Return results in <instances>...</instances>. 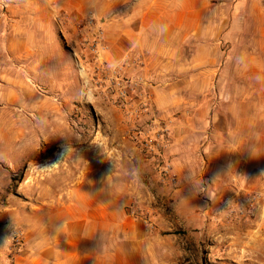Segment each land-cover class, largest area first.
Returning a JSON list of instances; mask_svg holds the SVG:
<instances>
[{
    "label": "rangeland",
    "instance_id": "rangeland-1",
    "mask_svg": "<svg viewBox=\"0 0 264 264\" xmlns=\"http://www.w3.org/2000/svg\"><path fill=\"white\" fill-rule=\"evenodd\" d=\"M191 4L204 15L165 33V43H173L176 72L196 59L198 87L205 91L163 118L153 105L141 109L147 85L127 88L125 106L116 104L112 77L144 80L137 68L145 59L111 60L108 2L74 16L55 0H0V264H45L51 215L63 191L89 180L107 183L111 173L120 190L133 186L128 213L154 227L149 250L146 241L131 256L117 249V264H264V173L248 169L246 160L226 167L220 160L228 135L245 148L253 133L264 139V128L249 122L252 115L264 120V0ZM115 66L123 70L113 73ZM250 84L261 91L254 100L228 93ZM243 99L250 103L242 106ZM248 110L252 115L238 132L227 129L233 111ZM181 119L192 125L187 142L213 146L214 162L224 164L216 176L201 153L187 164L195 176L174 172L171 134ZM164 127L165 147L149 155L145 139Z\"/></svg>",
    "mask_w": 264,
    "mask_h": 264
},
{
    "label": "crops",
    "instance_id": "crops-1",
    "mask_svg": "<svg viewBox=\"0 0 264 264\" xmlns=\"http://www.w3.org/2000/svg\"><path fill=\"white\" fill-rule=\"evenodd\" d=\"M55 1L61 9L74 16L84 15L93 10L90 9L92 6L96 8L102 2H108L107 27L111 60L118 63L128 55L144 57L145 61L138 65L140 68L137 70H142L148 90L153 94L152 105L161 117L184 111L189 105L188 98L196 97L198 93L205 91L198 87L200 75L196 73L195 58L188 62V67L182 68V74L175 71L173 43L170 42L166 46L167 36H164L165 33L177 32L189 18L204 15V10L198 11V6L191 4L194 0H183L190 2L188 4L180 0ZM196 27L189 29L188 32H195ZM261 32L264 34V30ZM145 71H148V76ZM204 82L210 85L213 78H204ZM239 82L241 83V80H238ZM249 86L250 88H246L237 85L235 90L230 89L228 93L232 97L249 100L261 96L259 89L252 87V84ZM248 99L240 101L242 106L250 103ZM251 115L249 110L243 114L233 111L231 116L235 119L228 123L227 129L235 128L238 132L244 116L248 121ZM252 119L249 122H256L257 127L264 128L262 124L264 120L254 121L257 118L253 115ZM191 130L192 125L188 120L181 119L173 126L169 155L173 160L174 172L182 177L195 176L196 171L187 164L197 153H201L207 160L213 162L210 166L213 165L212 173L216 176L218 169H224V164L221 163L219 166L214 162L217 157L212 156L213 146H210L209 142L186 141L185 137ZM253 136L254 141L247 148L243 141L230 139L229 135L226 137L227 140L222 142L220 150V160L225 163L224 167L229 161L246 160L250 163L246 168L253 167L264 173V139L256 138L257 135L254 133ZM115 175L117 174L108 175L111 179L101 185V179L89 180L63 191L65 199L51 215L52 236L45 241L43 254L45 264H117L114 259L118 256L117 249L127 250L119 256H131L134 250L140 249L141 243L149 240V236L154 233L152 225L128 213L132 194L135 193L132 190L133 186L125 184L120 190L116 183L111 181ZM260 187L264 188V184ZM136 192L138 193V190ZM149 247L148 241L144 249L149 250ZM26 259L27 263L33 260L29 257ZM120 263L125 264L124 261Z\"/></svg>",
    "mask_w": 264,
    "mask_h": 264
},
{
    "label": "built area",
    "instance_id": "built-area-1",
    "mask_svg": "<svg viewBox=\"0 0 264 264\" xmlns=\"http://www.w3.org/2000/svg\"><path fill=\"white\" fill-rule=\"evenodd\" d=\"M113 70H114L113 73H119V71L123 70V67L115 66ZM117 79H118V76L112 77V80L114 81V85L119 89V93H118L119 99L116 101V104L121 105V106H125L126 104V100L128 98V94L126 91L127 88L132 90V86L136 88L137 86H140V85H147L146 81L143 80V78H138L137 80H133L132 78L131 79L127 78V79H123L122 81H117ZM152 101H153V94L150 91H143V92L141 91V100L139 104L141 106V109L144 112H148L149 110H151ZM161 131L162 132L158 133L155 139L154 138L145 139V146H146V149L148 150L147 153L149 155L159 156L160 151L162 150V148L165 147L164 139L167 136L168 130L166 127H164ZM168 168H169V165L166 166L165 171H167ZM143 221L148 223L150 226L152 225V223L149 220H143ZM152 228H154L153 225H152ZM22 235L23 234L21 232H18L15 234L13 240L15 241L16 244L20 243Z\"/></svg>",
    "mask_w": 264,
    "mask_h": 264
}]
</instances>
